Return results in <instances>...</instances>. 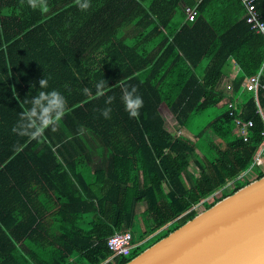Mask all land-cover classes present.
I'll return each mask as SVG.
<instances>
[{"label":"trees","instance_id":"1","mask_svg":"<svg viewBox=\"0 0 264 264\" xmlns=\"http://www.w3.org/2000/svg\"><path fill=\"white\" fill-rule=\"evenodd\" d=\"M244 12L241 0H0V264H100L107 238L130 229L124 264L264 175V117L243 87L260 70L264 82V36ZM256 97L264 105V89ZM233 98L253 120L247 141ZM161 105L193 137L171 131Z\"/></svg>","mask_w":264,"mask_h":264},{"label":"water","instance_id":"2","mask_svg":"<svg viewBox=\"0 0 264 264\" xmlns=\"http://www.w3.org/2000/svg\"><path fill=\"white\" fill-rule=\"evenodd\" d=\"M124 264H264V175L203 207Z\"/></svg>","mask_w":264,"mask_h":264},{"label":"built area","instance_id":"3","mask_svg":"<svg viewBox=\"0 0 264 264\" xmlns=\"http://www.w3.org/2000/svg\"><path fill=\"white\" fill-rule=\"evenodd\" d=\"M241 3L244 6L245 12H244V20L246 23L250 26L251 29L256 30L257 32L261 33L264 36V20L261 18L260 13L257 10L256 6V0H241ZM187 16L186 18L188 20H193L194 16L196 15V5L192 7L186 8ZM262 73L254 74L250 77H248L244 81V89L247 91H251L255 95V101H256V112L261 116L264 117V105H261L257 101L256 94L258 90L264 89V82H262L261 79ZM228 108L230 109V114H233L235 111L237 112L240 109L238 107L237 100L233 98L232 100L228 101ZM235 124L237 126V134L243 138L244 141L248 140V131L253 126V120H242L239 117L235 118ZM264 135V132L262 133ZM257 159H264V141L259 146L257 151ZM244 174V172L240 173L239 177H241ZM233 181L228 182L224 189L226 191L229 190L230 186H232ZM221 191L217 190L215 191V195L219 194ZM212 197V196H210ZM208 197V198H210ZM207 198V199H208ZM132 233L130 229H120L115 231L113 234H111L107 238V246L109 250L111 251V255L105 259L101 264H110L116 257L118 256H127L130 254L131 249L133 248L132 244Z\"/></svg>","mask_w":264,"mask_h":264},{"label":"rangeland","instance_id":"4","mask_svg":"<svg viewBox=\"0 0 264 264\" xmlns=\"http://www.w3.org/2000/svg\"><path fill=\"white\" fill-rule=\"evenodd\" d=\"M226 70H228V72L230 73L231 69L230 68H227L225 67ZM235 76H237L239 74L238 71L235 72ZM228 74L225 73L223 76H227ZM223 77V79H224ZM222 79V80H223ZM224 83H221L220 85H218L219 89H222L223 90V85ZM227 85V84H226ZM227 87V86H225ZM226 92H228L227 90H225ZM160 112L163 114L164 118H165V121H166V125L170 128L171 131H174L176 132L177 134H184V135H187L189 137H193L189 132H187L186 130H184L183 128H179L178 125H177V122L175 121L174 117L169 113V111L166 109V106L164 105H161L160 106ZM56 131H58V124L56 121H53L49 124V126L46 128V132L49 134V135H54V133H56ZM189 171H191L194 175H197L199 173L198 169L195 167L194 164H191L190 167H189ZM186 180H187V184L191 183V180L189 179V177H186ZM208 200H211V197L208 198ZM145 208V204L142 203L140 205H138V208H137V212H140L142 211L143 209ZM203 208V205L200 203L198 206H196V210L197 212L199 210H201ZM168 226V225H167ZM167 226H164L166 229ZM103 262V261H102ZM101 262V263H102ZM115 262V259L110 263V264H113ZM100 263V264H101Z\"/></svg>","mask_w":264,"mask_h":264},{"label":"crops","instance_id":"5","mask_svg":"<svg viewBox=\"0 0 264 264\" xmlns=\"http://www.w3.org/2000/svg\"><path fill=\"white\" fill-rule=\"evenodd\" d=\"M231 71H230V73L228 72V75L227 76H223L224 77V79L219 83V85L221 84V83H224L223 85L224 86H222L223 87V90L222 89H219V87H217L219 90H221L222 92H224L225 94H229L230 92H231V90L233 89V80H234V78L236 77L235 75V72L236 71H238V67H237V65L234 63V62H232V64H231ZM260 73H262V70H260L259 71ZM258 72V73H259ZM257 74V73H256ZM254 75V74H253ZM252 76V75H251ZM250 77V76H249ZM261 77H262V75H261ZM247 79V78H246ZM243 83V82H242ZM227 84V85H226ZM225 86H227V87H225ZM244 86V85H243ZM225 90H227L228 92H226ZM237 100V99H236ZM229 101V100H228ZM237 103H238V100H237ZM238 107H239V105H238ZM256 108H257V105H256ZM229 109V108H228ZM239 109H240V111H242V109L239 107ZM241 112H239V110L235 113H233V114H230V109H229V114L230 115H233L234 117H233V123L235 124V118L236 117H239V118H241L242 120H249V119H251V118H247V119H244L243 117H241V114H240ZM257 113V112H256ZM252 120V119H251ZM49 126V125H48ZM47 126V127H48ZM235 126H236V124H235ZM46 127V128H47ZM46 128L44 129V131L46 132ZM238 131V130H237ZM47 133V132H46ZM48 134V133H47ZM52 136V135H51ZM102 157H100V154L99 153H96V152H94V153H92V152H90V155H89V159H88V163L91 165V167H92V170H94V169H96V168H98V167H100V166H102Z\"/></svg>","mask_w":264,"mask_h":264},{"label":"clouds","instance_id":"6","mask_svg":"<svg viewBox=\"0 0 264 264\" xmlns=\"http://www.w3.org/2000/svg\"><path fill=\"white\" fill-rule=\"evenodd\" d=\"M28 4L32 7V8H35L36 7V0H28ZM87 5H80V7H86ZM43 8L44 10H47V5L46 3L43 4ZM103 82V81H102ZM42 83H44V81H42ZM85 91H87V89H85ZM55 95V94H54ZM39 101H37L38 103ZM136 104L137 105H141L142 106V102L140 100L136 101ZM45 111H48V109H45ZM107 115V114H106ZM130 115L132 116H138L139 115V112H138V108H134L131 112H130ZM44 123H48L47 120L44 121Z\"/></svg>","mask_w":264,"mask_h":264}]
</instances>
